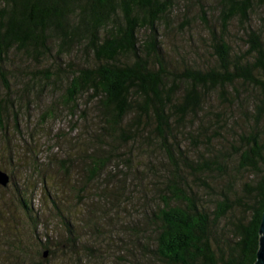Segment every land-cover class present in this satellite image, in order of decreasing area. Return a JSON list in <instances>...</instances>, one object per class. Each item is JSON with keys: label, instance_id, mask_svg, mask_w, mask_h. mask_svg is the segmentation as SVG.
<instances>
[{"label": "trees", "instance_id": "obj_1", "mask_svg": "<svg viewBox=\"0 0 264 264\" xmlns=\"http://www.w3.org/2000/svg\"><path fill=\"white\" fill-rule=\"evenodd\" d=\"M220 4L223 33L234 19L247 21L253 8L251 0ZM175 8V0H0V69L13 51L38 67L28 73L17 102L9 97L0 101V124L11 110L17 115L38 81L52 93L61 84V102L73 116L87 97L100 123L85 168L87 185L106 174L113 154L106 147L111 143H135L156 135L168 160L159 203L140 220L156 247H146L144 253L160 264H256L264 213V36L247 33L246 51L233 53L223 35L211 31L215 63L178 70L167 59L159 29ZM0 78L9 90L7 72L2 70ZM210 92L218 94V111H208ZM185 134L196 144L207 139L203 144L209 154L193 161L188 150L181 149ZM213 136L221 138V147L213 145ZM226 162L236 166L238 175L252 173L255 183L247 184V196L253 192L254 201H238L245 216L232 229L221 226L233 208L227 196L209 212L184 177V168L200 181L210 171L227 173ZM62 168L69 174L66 165ZM20 204L31 217L30 202L21 199ZM49 247L47 240V255L52 254Z\"/></svg>", "mask_w": 264, "mask_h": 264}, {"label": "rangeland", "instance_id": "obj_2", "mask_svg": "<svg viewBox=\"0 0 264 264\" xmlns=\"http://www.w3.org/2000/svg\"><path fill=\"white\" fill-rule=\"evenodd\" d=\"M251 1L249 19L232 20L223 33L221 0H175V10L159 28L167 59L178 70L188 65H213L211 31L222 34L233 53L246 51L247 33L264 36V5ZM140 37H144L143 32ZM24 59L13 51L0 69L7 72L10 84L8 90L0 78V101L9 97L17 102L29 82L28 73L38 69L33 60ZM62 65L65 67L66 62ZM61 86L52 93L38 81L30 89L31 94L24 96L17 115L11 110L0 124V168L13 178L9 188L0 187V264H160L150 253H144V248L156 247L145 236L142 228L146 224L140 221L151 205L159 203L157 196L169 166L158 138L154 135L135 143H111L106 147L113 153L106 174L87 185L85 168L88 155L97 144L95 141L92 145L96 139L93 135L100 124L97 110L94 104L87 105L88 98L84 97L78 111L71 115L61 102ZM206 101L208 111L220 109L216 92H210ZM191 139L188 134L180 137L181 149L186 148L196 162L200 154H209L203 144L207 139L198 144ZM220 139L213 136V145L221 147ZM64 165L69 174L63 170ZM224 166L227 173L210 171L202 181L190 169L183 168L188 187L209 212L227 196L233 208L221 226L229 229L245 216V207H240L238 201L253 203V192L247 194L248 185L255 183L252 173L238 175L232 162ZM42 178L46 181L43 185ZM21 199L30 202L31 217L37 221L31 220L20 204ZM63 215L70 229L65 226ZM147 231L151 236V229ZM47 240L52 254L44 257V252L48 253L43 249Z\"/></svg>", "mask_w": 264, "mask_h": 264}, {"label": "water", "instance_id": "obj_3", "mask_svg": "<svg viewBox=\"0 0 264 264\" xmlns=\"http://www.w3.org/2000/svg\"><path fill=\"white\" fill-rule=\"evenodd\" d=\"M11 182L12 179L9 173L0 168V186L6 188ZM45 257H47V253H45ZM256 264H264V213L260 227V243Z\"/></svg>", "mask_w": 264, "mask_h": 264}]
</instances>
